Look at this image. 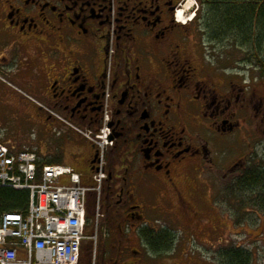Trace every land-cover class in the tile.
Masks as SVG:
<instances>
[{"label":"flooded vegetation","instance_id":"flooded-vegetation-1","mask_svg":"<svg viewBox=\"0 0 264 264\" xmlns=\"http://www.w3.org/2000/svg\"><path fill=\"white\" fill-rule=\"evenodd\" d=\"M182 3L0 0V129L14 130L0 132V142L22 140V106L42 111L21 93L83 130L98 126L107 100L114 145L104 156L100 203L106 219L113 210L116 231L104 236L110 264L170 255L176 237L169 250L149 247L152 231L175 235L158 217L193 229V200L205 186L209 195H241L246 205L248 196H264V77L231 78L208 63L197 23L187 14L186 25L175 21ZM43 76L45 92L37 84ZM214 149L226 158H214ZM81 159L76 169L94 173L95 150ZM257 205L244 213L260 220L264 201Z\"/></svg>","mask_w":264,"mask_h":264},{"label":"built area","instance_id":"built-area-1","mask_svg":"<svg viewBox=\"0 0 264 264\" xmlns=\"http://www.w3.org/2000/svg\"><path fill=\"white\" fill-rule=\"evenodd\" d=\"M109 112L105 107L96 135L84 134L100 154L94 188L81 184L69 168L45 167L38 174L37 157L31 152H11L0 144V187L28 192L25 215L4 214L0 221V264H80L87 196L99 193L105 178L102 159L112 146Z\"/></svg>","mask_w":264,"mask_h":264},{"label":"rangeland","instance_id":"rangeland-1","mask_svg":"<svg viewBox=\"0 0 264 264\" xmlns=\"http://www.w3.org/2000/svg\"><path fill=\"white\" fill-rule=\"evenodd\" d=\"M188 2L191 3V8L189 9V11H186L188 13V16L185 17L186 12H184V17L189 22L191 17H193L194 15V11L197 9L194 0H183V3L178 10H182L185 4ZM204 44V51H202V54H204L208 63H212L216 67V70L220 72L223 71L224 74L230 76L231 78H242L243 76L257 78L258 72L246 66V64L243 62L245 57L241 53L235 51L232 52L230 50H223L221 49L220 45H217L215 47L209 46L206 41ZM3 126V129H0V132L3 136L13 135L14 130L11 129L13 126L6 124ZM62 131L64 132V134L61 133V130L59 131L58 129L54 131L53 137L50 140V148L56 150L59 149L58 160L62 161V166L70 167L82 176H90V173L87 170L79 171L78 169H76L74 164L77 165L78 163L76 157L78 158V156H81L82 159H84L91 154V145L86 141L84 142L83 140H80L71 131L67 132L65 128L62 129ZM32 132L34 134V137L31 138V143L35 142V138H38V130L33 129ZM22 136H24L25 139L29 138V134H22ZM229 143L232 144V141H229ZM60 154L62 156V159L59 156ZM226 155L227 153L223 150H213L214 158L225 159ZM103 189L104 187L102 184L99 194H96L97 200L98 198L101 199L103 197ZM206 190L207 189L205 186L201 191L202 193L198 195V197H195V201L193 200V210L198 213V219L196 221V224L193 225V229L192 225L186 226L184 223H182L181 225L177 223L176 225L174 223V219L169 218V216L161 215L158 217L160 221L159 225L170 223V225L174 227H171V229L175 233V245L173 247L172 253L168 256L149 254V256H147V258L145 259L146 264H226L224 263V255L223 257L221 256V251H224V249L229 247L243 249L250 253L251 258L249 264H264V218L263 216H261L263 211L261 210L258 212L261 217V219L259 220L258 215H253L252 213H244L246 209L248 211H252L256 209L257 206H246L245 210L239 209L238 212L239 204L237 201L224 203V196L218 194L209 195ZM150 198L152 200H155L156 195L151 194ZM97 202L99 203V201ZM150 203L153 204V201H151ZM100 206L101 210L97 211V247L95 245V255H92L91 257V264H110V257H112V255L114 256V254H112L113 248L111 244L109 245L108 243H105L106 239L104 238V236L105 234L107 235L109 233L110 235L111 233H113L114 235V232L116 231V229L112 225L113 210L108 213L106 219L105 211L102 208L101 203ZM150 215L151 217H153L151 213ZM245 220H247V222H245ZM170 225H168V227H170ZM88 229L91 230V227H89ZM86 245H90V243L86 242L84 246ZM103 246L106 247L104 255ZM92 249L94 253L93 246ZM129 260L130 259H128V261Z\"/></svg>","mask_w":264,"mask_h":264},{"label":"trees","instance_id":"trees-1","mask_svg":"<svg viewBox=\"0 0 264 264\" xmlns=\"http://www.w3.org/2000/svg\"><path fill=\"white\" fill-rule=\"evenodd\" d=\"M197 11L194 22L200 31L202 40L209 46H219L223 50L239 52L245 58L246 66L256 70L259 76L264 77V0H195ZM207 45V46H208ZM59 160L38 163L39 169L46 165H56ZM255 181L247 179V186L255 187ZM264 187V180L261 181ZM241 187L239 181L232 183V187ZM224 203L237 201L239 209L244 210L246 206H258L262 199H255V195L248 196L252 204L246 203L241 195H224ZM241 200V201H240ZM240 201V203H239ZM28 193L26 191H15L10 188L0 187V219L5 213L24 214L27 210ZM95 211V197L89 196L86 214V234L92 232L88 229L92 226ZM164 234V233H163ZM151 232L149 247L154 252L169 250L174 241V236ZM167 243L164 246L163 242ZM160 241V246H159ZM160 249H163L160 250ZM222 251L224 263L226 264H249L250 255L243 249L229 248ZM81 264H91V245H86L82 250Z\"/></svg>","mask_w":264,"mask_h":264},{"label":"crops","instance_id":"crops-1","mask_svg":"<svg viewBox=\"0 0 264 264\" xmlns=\"http://www.w3.org/2000/svg\"><path fill=\"white\" fill-rule=\"evenodd\" d=\"M46 67L45 65L42 66H38V68H43ZM38 83V90L41 92H45L46 89L48 88V81L46 77H40L39 80L37 81ZM23 99L27 100V101H31L34 104H36L38 107L41 105L42 103V99L40 98H28L23 96ZM36 101V102H34ZM36 108V107H35ZM20 124L22 127H20V129H18L17 133L20 134V136L23 135H27L29 134V138H26L24 136H22V140L21 141H17V142H11L8 141L5 144H7V146L15 151H22L25 149H29V150H33L35 152H37L40 160L42 162H48V161H52L55 160L53 159L54 157V150L56 151V149L50 148V140L53 137V133L56 129H58L59 131L61 130V133L64 134V132L62 131V129H66L67 132L71 131L75 136H77L80 140H83L85 142V140L78 136L71 128L65 126L64 124L61 123H55L51 120H49L48 116L46 115V113L40 111V110H32V109H27L25 106H22L21 108V112H20ZM33 129H37L38 130V138H35V142L31 143V138L34 137L33 134ZM41 132V133H40ZM40 134V135H39ZM10 139V138H9ZM31 143V144H29ZM62 161H58L57 164L62 165L61 164ZM86 179V176H83V180Z\"/></svg>","mask_w":264,"mask_h":264},{"label":"bare ground","instance_id":"bare-ground-1","mask_svg":"<svg viewBox=\"0 0 264 264\" xmlns=\"http://www.w3.org/2000/svg\"><path fill=\"white\" fill-rule=\"evenodd\" d=\"M190 8H191V3L188 2V3L185 4L183 9L178 12L177 17L179 19V22H181L182 24H184V22H183L184 12L189 11Z\"/></svg>","mask_w":264,"mask_h":264}]
</instances>
